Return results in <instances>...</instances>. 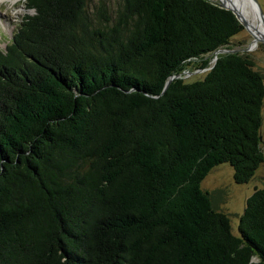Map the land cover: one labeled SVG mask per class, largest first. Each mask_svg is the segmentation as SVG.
<instances>
[{"label":"trees","instance_id":"1","mask_svg":"<svg viewBox=\"0 0 264 264\" xmlns=\"http://www.w3.org/2000/svg\"><path fill=\"white\" fill-rule=\"evenodd\" d=\"M26 6L0 51V264H264V188L239 235L202 189L220 165L244 185L264 164V74L216 55L244 30L233 12ZM192 66L210 70L187 82Z\"/></svg>","mask_w":264,"mask_h":264},{"label":"rangeland","instance_id":"2","mask_svg":"<svg viewBox=\"0 0 264 264\" xmlns=\"http://www.w3.org/2000/svg\"><path fill=\"white\" fill-rule=\"evenodd\" d=\"M209 1L219 6L223 4L221 0ZM257 1L264 12V0ZM101 2L110 10H115L119 4V0H91V6L94 8ZM33 14V11L27 9L26 0H0V51H6V48L12 43L14 34L20 27L23 18ZM231 48L237 50L238 53L249 55L255 61L257 70L264 74V43L256 42L255 37L248 29L244 27V30L232 40ZM213 65L214 61L210 63V68ZM210 68L197 70L195 66H192L182 74L183 79L187 82L203 79ZM261 136L264 152V108ZM263 188L264 164L258 169L253 179L244 185H238L235 182L234 170L228 164L213 169L202 183L203 190L213 193L215 207L230 215L235 235H239V221L246 208L248 198L256 190Z\"/></svg>","mask_w":264,"mask_h":264},{"label":"bare ground","instance_id":"3","mask_svg":"<svg viewBox=\"0 0 264 264\" xmlns=\"http://www.w3.org/2000/svg\"><path fill=\"white\" fill-rule=\"evenodd\" d=\"M223 5L234 9L245 21L246 28L253 34L255 41H264V15L254 0H221Z\"/></svg>","mask_w":264,"mask_h":264},{"label":"water","instance_id":"4","mask_svg":"<svg viewBox=\"0 0 264 264\" xmlns=\"http://www.w3.org/2000/svg\"><path fill=\"white\" fill-rule=\"evenodd\" d=\"M254 1H255V2L257 3V5L259 6V9H260L261 14L264 15L263 9H262L261 5L259 4V2H258L257 0H254ZM220 7L225 8V9H227V10L233 12V14L236 16V18H237L238 21L241 23V25H242L243 27L246 28L245 21L242 19V17H241V16H240V15H239L234 9L229 8V7H227V6L223 5V4H221ZM246 29H247V28H246ZM260 42L264 43V41H260ZM226 53H233V54H236V53H238V51H237V50L221 49V50H218V51L216 52V55H222V54H226ZM173 79H175V77H173V78L167 83L166 88L170 85V83L172 82Z\"/></svg>","mask_w":264,"mask_h":264}]
</instances>
